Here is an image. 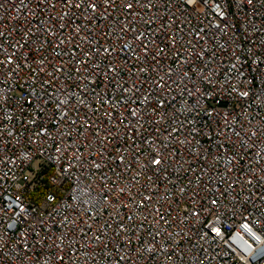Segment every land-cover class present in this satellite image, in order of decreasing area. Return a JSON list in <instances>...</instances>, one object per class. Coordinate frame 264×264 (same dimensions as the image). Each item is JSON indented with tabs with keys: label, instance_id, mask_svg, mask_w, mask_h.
<instances>
[{
	"label": "built area",
	"instance_id": "built-area-1",
	"mask_svg": "<svg viewBox=\"0 0 264 264\" xmlns=\"http://www.w3.org/2000/svg\"><path fill=\"white\" fill-rule=\"evenodd\" d=\"M0 264H264V0H0Z\"/></svg>",
	"mask_w": 264,
	"mask_h": 264
}]
</instances>
